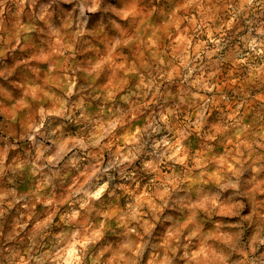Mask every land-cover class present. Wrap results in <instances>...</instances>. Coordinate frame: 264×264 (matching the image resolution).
<instances>
[{
	"label": "clouds",
	"instance_id": "1",
	"mask_svg": "<svg viewBox=\"0 0 264 264\" xmlns=\"http://www.w3.org/2000/svg\"><path fill=\"white\" fill-rule=\"evenodd\" d=\"M159 3L0 0V264H264V0Z\"/></svg>",
	"mask_w": 264,
	"mask_h": 264
},
{
	"label": "rangeland",
	"instance_id": "2",
	"mask_svg": "<svg viewBox=\"0 0 264 264\" xmlns=\"http://www.w3.org/2000/svg\"><path fill=\"white\" fill-rule=\"evenodd\" d=\"M153 3L154 0H144V4L148 8H150ZM165 6H166V0H160V3L157 5V7H165ZM163 42L165 45L168 43L166 37L164 38ZM135 54H136L135 51L131 53L132 56H135ZM22 118H28V113H22Z\"/></svg>",
	"mask_w": 264,
	"mask_h": 264
}]
</instances>
